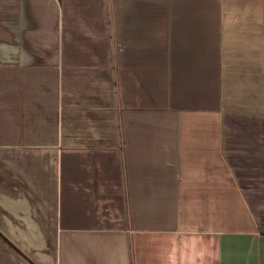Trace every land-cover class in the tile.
<instances>
[{
  "label": "crops",
  "instance_id": "0c3cea01",
  "mask_svg": "<svg viewBox=\"0 0 264 264\" xmlns=\"http://www.w3.org/2000/svg\"><path fill=\"white\" fill-rule=\"evenodd\" d=\"M0 264H264V0H0Z\"/></svg>",
  "mask_w": 264,
  "mask_h": 264
}]
</instances>
